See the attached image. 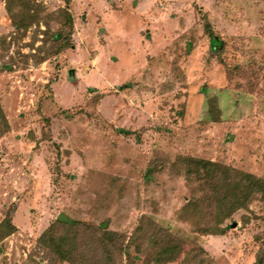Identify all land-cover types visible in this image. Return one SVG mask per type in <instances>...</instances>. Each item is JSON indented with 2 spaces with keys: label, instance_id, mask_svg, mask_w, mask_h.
<instances>
[{
  "label": "rangeland",
  "instance_id": "1",
  "mask_svg": "<svg viewBox=\"0 0 264 264\" xmlns=\"http://www.w3.org/2000/svg\"><path fill=\"white\" fill-rule=\"evenodd\" d=\"M0 110V264H256L262 196L204 236L180 158L264 183V0H0Z\"/></svg>",
  "mask_w": 264,
  "mask_h": 264
},
{
  "label": "trees",
  "instance_id": "2",
  "mask_svg": "<svg viewBox=\"0 0 264 264\" xmlns=\"http://www.w3.org/2000/svg\"><path fill=\"white\" fill-rule=\"evenodd\" d=\"M7 11L10 14L12 10L8 7ZM62 14L64 15L66 21L65 24L67 25L69 32L67 33L66 38H64L65 46H63L64 44L60 45V52L65 51V47L70 45L69 39L72 35L71 31L73 29V21L69 13L66 11L65 14V12L62 11ZM203 19L205 20V32L210 38L211 43L214 45L217 43L218 38L214 36L212 28L207 20L204 17ZM59 37H61V35H59ZM70 46H72V44ZM8 129V123L0 110V137H2ZM180 162L187 166L186 179L191 180V178H194L196 181H200L199 179L192 177L190 173L193 171L198 177H200V173H202L201 175L203 179H205L206 187L209 190V193L204 194L198 202L196 200H190L182 209L184 212L191 210L194 214L200 210V206L208 209L206 212L201 210L204 218L208 220V225L203 226V228L200 229V233L204 236H224L227 229L225 222L229 220L233 214L243 209H247V204L254 195L260 194L262 196L261 198L264 200V183L259 178L204 160L180 158ZM219 173H221V175H219ZM78 225L80 224L76 221L73 223L56 221L42 234L39 239V244L41 246H46L48 243L49 246L54 249V253H57L58 256L56 257L60 262H64L67 258H73L75 254L76 259H82L80 252H78L75 247L72 248V251L64 250L67 245V239L62 238V236L66 237V234L59 233L60 228L66 227L68 234H71L74 239L79 234V232H77ZM1 227L2 226H0V240H3L8 235H11V231H8V233H2ZM102 244L104 246V243ZM261 245V250H259L256 255V264H264V238L261 239ZM73 251L76 252L73 254ZM82 254L84 255L83 252Z\"/></svg>",
  "mask_w": 264,
  "mask_h": 264
},
{
  "label": "crops",
  "instance_id": "3",
  "mask_svg": "<svg viewBox=\"0 0 264 264\" xmlns=\"http://www.w3.org/2000/svg\"><path fill=\"white\" fill-rule=\"evenodd\" d=\"M112 32V31H111ZM222 237V236H221Z\"/></svg>",
  "mask_w": 264,
  "mask_h": 264
}]
</instances>
